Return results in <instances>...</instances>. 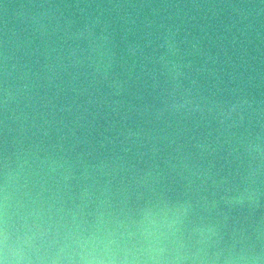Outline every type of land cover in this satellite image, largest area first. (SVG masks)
Here are the masks:
<instances>
[{
	"label": "water",
	"instance_id": "95a60500",
	"mask_svg": "<svg viewBox=\"0 0 264 264\" xmlns=\"http://www.w3.org/2000/svg\"><path fill=\"white\" fill-rule=\"evenodd\" d=\"M6 180L60 236L172 210L183 264H264V0H0Z\"/></svg>",
	"mask_w": 264,
	"mask_h": 264
},
{
	"label": "clouds",
	"instance_id": "9594fccd",
	"mask_svg": "<svg viewBox=\"0 0 264 264\" xmlns=\"http://www.w3.org/2000/svg\"><path fill=\"white\" fill-rule=\"evenodd\" d=\"M17 191L7 180L0 189V264H183L191 259L176 239L180 219L172 210L146 212L120 232L77 227L60 236L47 210H20Z\"/></svg>",
	"mask_w": 264,
	"mask_h": 264
}]
</instances>
